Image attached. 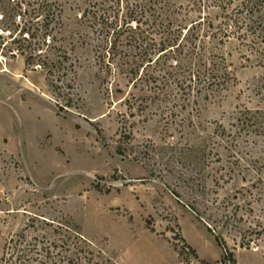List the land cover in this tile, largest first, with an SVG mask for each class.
<instances>
[{
	"label": "rangeland",
	"instance_id": "obj_1",
	"mask_svg": "<svg viewBox=\"0 0 264 264\" xmlns=\"http://www.w3.org/2000/svg\"><path fill=\"white\" fill-rule=\"evenodd\" d=\"M44 1L0 0V264H264V129L239 120L264 108V45L229 40L209 100L143 102L101 69L90 0H48V31Z\"/></svg>",
	"mask_w": 264,
	"mask_h": 264
},
{
	"label": "trees",
	"instance_id": "obj_2",
	"mask_svg": "<svg viewBox=\"0 0 264 264\" xmlns=\"http://www.w3.org/2000/svg\"><path fill=\"white\" fill-rule=\"evenodd\" d=\"M185 1L186 5L173 9L170 0H90L82 12L81 17L98 36L101 69L122 74L131 88L143 94L138 97L143 102L168 101L173 87L182 92L187 104L191 96L196 102L199 98L209 100L221 94L233 77L223 55L229 40L263 50L264 0ZM42 3L43 27L48 31L54 22L51 10L57 4ZM55 7L61 24L62 11ZM214 7L221 14L211 18L208 10ZM28 36L34 33L28 32ZM66 60L64 52L60 60L63 69ZM262 89L264 84L260 92ZM240 114L241 123L264 129V108L254 112L245 108ZM35 250V256L26 252L17 255L19 264H77L74 257H63L67 263L51 257L46 262L43 258L47 259L48 253L45 256ZM6 255L3 264H12L13 253Z\"/></svg>",
	"mask_w": 264,
	"mask_h": 264
}]
</instances>
